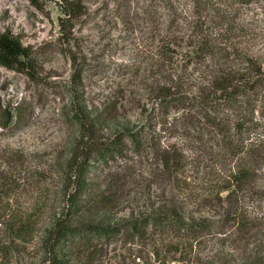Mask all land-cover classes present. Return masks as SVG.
Segmentation results:
<instances>
[{
    "label": "rangeland",
    "instance_id": "obj_1",
    "mask_svg": "<svg viewBox=\"0 0 264 264\" xmlns=\"http://www.w3.org/2000/svg\"><path fill=\"white\" fill-rule=\"evenodd\" d=\"M0 33L26 51L25 69L0 65V264H264V159L246 156L253 181L229 201L241 159L158 96L170 72L197 91L206 33L264 65V0H0ZM253 118L246 142L264 140V87ZM127 126L148 130L145 151L107 164L91 153L80 188L88 148ZM166 210L205 227L52 245L60 219L116 226Z\"/></svg>",
    "mask_w": 264,
    "mask_h": 264
},
{
    "label": "trees",
    "instance_id": "obj_2",
    "mask_svg": "<svg viewBox=\"0 0 264 264\" xmlns=\"http://www.w3.org/2000/svg\"><path fill=\"white\" fill-rule=\"evenodd\" d=\"M62 22L64 25V19ZM229 29H226V33ZM219 43L223 41L219 42L216 33H206V36H201L199 40L195 52L198 53L197 63L203 66L204 70L202 83L197 91L191 92L187 83L180 81L178 75L170 72L158 96L167 106L176 104L177 108L187 110L191 115L194 111L196 116L209 123L212 131L222 137L226 150L241 159L242 164L234 167L229 177L233 187L228 197L229 201H232L235 198L238 200L241 195L239 191L253 181L252 173L255 170L245 165L246 156L251 154L258 159H264V140L246 142L253 133L255 102L261 88L264 87V65L232 41L225 45ZM24 55H26L25 48L18 39L0 33V65L10 69H25L26 65L22 59ZM8 118L9 114L6 115V121ZM6 121L2 124L7 125ZM85 123L84 119H81V124ZM141 133L149 132L130 129L127 126L119 130L112 140L92 144L93 146L87 150L89 156L84 159V164L80 168L79 187H85V176L91 167L87 159L91 157V153L94 154L91 160H98L102 164L114 162L119 158L125 159L124 152L128 149L139 156L146 149ZM178 163L179 160L173 154L163 158V164L169 169L171 166H177ZM260 193L264 195V192ZM74 203L80 206V203L76 201ZM228 214L233 215L235 220L241 223L239 229L249 230L250 219H240L243 218L242 212L230 209ZM151 224L191 232L205 227L194 219L185 220L175 210L160 211L116 226L99 223L72 225L60 219L55 226L56 229L51 233L52 245L56 247L66 241L71 246L88 247L100 240L115 238L121 231L144 235Z\"/></svg>",
    "mask_w": 264,
    "mask_h": 264
}]
</instances>
